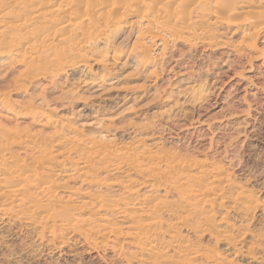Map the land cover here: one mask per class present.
<instances>
[{
    "label": "rangeland",
    "instance_id": "rangeland-1",
    "mask_svg": "<svg viewBox=\"0 0 264 264\" xmlns=\"http://www.w3.org/2000/svg\"><path fill=\"white\" fill-rule=\"evenodd\" d=\"M147 1L128 0L126 18L132 22L124 40L126 33L116 36L108 29L91 33L84 45L89 50L85 66L65 67L64 72L57 73L52 72L55 68L51 66L41 80L30 82L28 76L32 72L22 74L23 66L15 59L0 64L3 165L33 162L29 165L34 167L37 163L35 176L53 178L57 184L49 187L51 191L34 189L35 196L40 201L49 198L54 204L66 206L73 219L72 225L64 228L42 214L38 225L35 218L29 221L27 213H16V204L11 206L9 200L3 201L0 196L4 207H12L4 212L0 209V264H151L155 259L162 263V258L179 262L180 249L171 252L151 232L143 241H151L152 251L148 247L138 248V235L126 234L140 230L142 226L139 228L136 220L146 219L139 216L136 200L127 209L135 212L132 214L136 226L131 214L127 219L119 215L112 219L108 205L120 207L117 200L128 201L135 194L139 199L145 195L164 200L165 204L193 203L195 197L187 186L200 178L202 186L207 187L216 173L223 189V207L213 205V222H203L209 205L205 198L197 199L198 212H205L202 217L195 216L194 222L189 221L195 225H183L179 230L188 248L187 259L194 261L197 249L225 256L221 250L225 246L224 235L233 236L246 247L254 243L258 245L255 251L264 254V27L257 26L264 22V0L239 1L228 16L232 21H242L238 29L232 23L225 29L211 19L209 10L212 11L216 0H208L211 7H193L189 10L190 18L205 19L207 25L201 36L190 32L176 35L156 26L159 11L144 9L140 13ZM174 1L163 0L161 7ZM53 2L47 4V10ZM18 8L13 7V14L0 17V31L8 25H15L21 32L24 26L29 27L20 23L23 14L16 12ZM246 11L252 18H240ZM94 13L89 10L87 15ZM96 22L101 26L99 19ZM56 23L52 18L47 25ZM140 32L144 34L137 38ZM99 33L103 34L98 36ZM62 35L54 33L50 43L56 44V48L51 50L45 45L41 55L50 56L59 49L62 45L58 39ZM113 50L118 53L114 63ZM96 149L111 152L109 155L121 151L139 155L143 169L151 162L143 157L163 153L186 164L187 172L180 175L182 172L177 171L178 179L168 178L171 183L159 192L138 184L149 177L147 172L126 173L137 181L125 186L119 184L123 173L105 169V165L115 161L96 159ZM84 156L92 165L87 177L81 176L83 182L68 181L66 176L72 172L68 160L78 162L85 160ZM64 158V166L58 167L55 162ZM201 169L205 174L199 173ZM186 178L191 181L189 185L180 184ZM65 183L69 188L61 187ZM100 201L108 205L98 208ZM157 216L162 219L160 229L165 231L173 217L161 212ZM110 223L115 230H123L118 239H104L101 230L90 229L91 225ZM41 224L45 229H41ZM223 258V264H259L251 257L233 253Z\"/></svg>",
    "mask_w": 264,
    "mask_h": 264
},
{
    "label": "bare ground",
    "instance_id": "bare-ground-1",
    "mask_svg": "<svg viewBox=\"0 0 264 264\" xmlns=\"http://www.w3.org/2000/svg\"><path fill=\"white\" fill-rule=\"evenodd\" d=\"M52 1L53 0H0V17L5 18V16L13 14L15 12L13 10V7L16 8L19 7L18 10H16V12H19V14L20 13L23 14L20 23L29 26V27L24 26L25 29L24 31L22 29V32L21 29L18 30L15 25L12 26L8 25L5 27V29H3V31H0V35L2 36V39L0 40V64L3 62L7 63L6 60L11 61L15 59L16 62H19L18 64L23 66V69L21 70L22 74L23 73L27 74V72L28 73L32 72L31 73L32 75L29 74L31 77L28 76L30 82H38L39 80H41V78H43V76L48 72V68L51 66L55 68L54 70L52 69V72L55 73H57L58 71L64 72L65 67L75 68L77 66H80L81 64L82 65L84 64L85 66L86 64L84 62L88 61L87 52L89 50L85 49L84 45L89 40L90 38L89 36L91 35V33H94L95 31L103 32L108 29L110 32H112V34L116 36H120L122 34L124 35L126 33L123 38L124 40L127 37L128 33L130 32L129 26L131 25L132 21H127L126 18L128 13V10H126L128 0H65L66 1L65 5H63L62 3L64 0H62V2L60 0H54L55 3L53 2L52 4L53 7L50 10H47L46 8L47 4H50ZM162 1L163 0H149L147 1V3L144 2L145 4L143 3V5L141 6L140 13H142L144 9L159 11V13L156 12V14L158 15V18L156 19V26L162 27L163 30H166L167 32L170 33L172 32V34L177 35L180 32H190L193 35L196 34L197 36H201L204 30H206L207 25H205V19L199 18L197 20L196 19L193 20L192 18H190L189 10H191L193 7L195 8L196 6L197 7L199 6L200 7L199 9H201V7L204 5L211 7L208 4L209 2L208 0H175L171 4L165 6L166 8L161 7ZM239 1L240 0H231L229 2L227 0L213 1L214 2V3L212 2L213 8H211L212 11L210 12V10L208 9L210 13V17H212L211 19H214L215 20L214 22L219 23L221 26H224L225 29H227L228 28L227 26H229V24L231 23L233 26H236L235 29H238L242 21L239 22L232 21L231 19H228V16L234 11ZM39 7L43 9H39ZM89 10H94L95 13L93 15L95 17H93V15L88 17L87 13ZM249 14L250 12L246 11L243 13V15L240 18L247 19L251 17ZM52 18L55 19L57 23L49 27L47 23ZM97 18L100 20V23H102L101 26L97 24L96 22L98 21ZM89 22L91 23V25L89 24ZM257 26L264 27V22L258 23ZM200 27L202 28L199 29ZM56 32L63 34L62 37L58 39L60 40V44L62 46L59 49H56L53 52V54L50 56L41 55V50L45 45L48 48H51V50L56 48L57 46L56 44L54 45L53 43H50L51 36ZM102 34L99 33L98 36H101ZM143 34L144 32H140V34H138L136 37L139 38ZM33 47H35L34 50L32 49ZM20 48H22V50ZM117 54L116 51L113 50V55L111 58L112 63L115 62L114 57H116ZM37 61H40L41 64L37 63ZM121 152L118 154L113 152V154L109 155L111 152L109 154L107 152L106 154L98 150L97 152H94V154L96 156V159L98 158V160H106L108 158H112L115 161L109 165H105V169L108 172L114 171L115 173L117 172L123 173L124 174L123 179H121V181L119 180L120 181L119 184L122 182L123 185L125 186H128L129 184L137 181V180L135 181L134 179L133 181L132 178L129 177V175L127 174L129 177L128 178L126 176V173L141 174L143 172H147L146 174H148L149 177L148 176L147 177L149 179L147 178L143 180V182H140L138 184H140V186L142 184H146L145 186L151 187V190L153 189L154 191L159 192L165 186L167 187V185L171 183V182L169 183L171 179L178 177L176 176V174L178 173L177 171L185 172L187 169L186 164H184L182 161H179L178 159L176 161V159L174 160V157L164 155L163 153L162 154L151 153L146 156L144 155L145 157L143 158H146L147 160H151V162H147L145 165L146 168L143 169L141 167V163L143 162V160L139 155L135 157L134 155L128 153L122 154L123 152L122 153ZM84 157L85 160L84 159L79 161L77 160L78 162H75L76 160L73 162L74 159L72 161L68 160L72 166V169H70V171L72 172L66 176L68 181L79 179L83 182V178L81 176L87 177L88 170L90 169L89 167H91L92 165L89 158L86 156ZM65 159L66 158L56 161L55 162L56 165L62 168L64 166ZM35 160H37V158ZM39 161L41 163V160ZM14 163H12V165H8V166L6 165L5 167V165H3V160L2 159L0 160V196L3 198V201L4 199L9 200V203L11 202L10 203L11 206L12 203H14V205L16 204L15 205L17 207L16 213H19L20 215L23 213H27L26 215L27 217L29 216V221L30 218H35L38 225L42 221L41 219L43 216L42 214H45L47 218L56 220L59 223V226L64 228H69V226L72 225L71 222L73 221V219H72V215L70 214V210L66 206L54 204L49 198L40 201L38 200L39 198L35 196L37 190L34 189H38V190L47 189L49 191L50 190L49 187L51 185L57 184L55 183V180L53 178H49V179L46 178L45 180L44 178L43 179L37 178L35 176L36 170H34V167L37 166L36 161H35L36 164L34 163L35 164L34 167H31V165H29L32 164L33 162L27 164L30 167H28L26 164L24 165L23 162L22 164H17V163L14 164ZM177 168L179 170H177ZM183 172L179 174L182 175ZM199 173H201L202 175L203 173L205 174L204 169L203 170L201 169ZM168 178L171 179H169L168 181ZM212 178H213V182L210 183L207 187L206 185H204L205 187L202 186L200 178H198L199 180L198 179L193 180V183H191L190 185L188 184V182L190 181L189 178H186L187 180L186 179H183L182 181L180 180L181 183L179 181V183L182 185L187 183V185H189L187 186V188L190 187L189 189H192L191 191L189 190V193H191L193 198L195 197L194 201L195 200L196 201L193 203L186 201L187 203L185 204H181V203L177 204L174 201L171 202L167 201L169 202V204H165L164 200H160L158 198L151 199V197L148 198L145 197V195H143L145 198L142 197L141 199H139V195L135 194V196L128 199V201L123 200L122 198H120L121 200H117V202L119 201L120 205H122L120 207L118 206L116 207L117 204L115 205L110 204V202L113 200L107 202L110 205L106 203H102L101 201L103 202L106 201L104 198H101L100 196L101 204L100 206H98V208L102 206L104 207V204H106L108 205V207H110L108 208L109 210L108 213L109 216H112V219H115L117 215L127 219L129 214H131V216L133 217L132 213H135L132 210L131 212L127 211V209L129 210L128 207L129 204L134 203L135 200L138 202L137 204L139 206L138 211H140L139 216H144L146 219L142 221V220H136L134 219V217L133 219L131 218L132 221L136 220V222L140 223V225L137 223V227L139 225V228L140 226H142V228H140V230L137 229L138 230V231L136 230L137 232H131L129 230L130 232L128 231L129 233H126L127 235L128 234L130 235L136 234V236L138 235V237H136L135 239V242L137 243L136 245L139 246L138 248L148 247V251H150V249L151 251L153 250L152 249L153 245L150 240L147 239V241H143L145 238H149L151 236L147 232L149 233L151 232V234L154 235L153 237H155L156 241L157 240L164 241L167 247L170 248L171 252H175L176 249H180L179 252L182 253V254L180 253L181 256L179 258L180 259L179 262L178 261L174 262L166 258H165L166 260H164V258H162L163 259L162 263L157 259H155L156 261H153L151 259L152 260L151 264H178V263L179 264H223V262L226 260L223 257L228 256L232 253L235 256H239V257L241 256L248 258L251 257L252 261H255L259 264L262 261L264 262L263 260L264 254L262 252H260L259 254L258 251H255V249H258V245L255 246L254 243H250L251 245L246 247V245L241 244L242 242L237 243L238 241L236 242L233 236L230 235L222 236L225 242L224 243L225 246H223L221 250L223 251L222 254H224L225 256H220L213 250L212 251L205 250V252L203 251L200 252L198 251V249L197 250L194 249L196 251V254L194 256L195 258L194 261H190L189 259H187V254H185V251L187 252L188 248L186 247V245H184L186 243L185 241H182L183 234L181 235L179 230L183 225L192 227L191 226L192 223L190 224L189 221L194 222V220L196 219V218L194 219L195 216L199 214L201 215L202 213L205 212V210L204 212L201 213L198 212V207L196 203L197 199L205 198L204 201H206L209 205V209L208 210L206 209L207 211L205 212V215L203 214V217L201 215L203 222H211V221L213 222V220H211V216L213 214L212 213L213 205L220 206L223 203L222 201L223 197L221 196L220 193V191L223 189L220 187L219 184L220 177L218 173H216ZM228 181L230 180L228 179ZM64 182L65 181H63V183ZM112 184L114 183L112 182ZM61 187L67 188L68 186L65 183ZM205 192L207 196L205 195ZM239 194L243 195V193L241 192H239ZM96 200L98 201L99 199ZM105 207L107 209V206ZM221 207L223 206H220V208ZM5 208L6 207H4V204L1 202L0 209L3 210L4 212ZM11 208L12 207L7 206L6 209H11ZM158 212L168 214L169 216L173 217V219L169 220L167 224L165 223L166 224L165 231H163L162 228H161L162 230L160 229L162 225L161 222L162 219L157 216ZM136 216L138 215L135 214V217ZM102 217H104L103 219L108 218L105 216ZM136 222L135 221L133 222L135 226H136L135 224ZM111 224L112 223H110L109 226H107V224H96L94 226L91 225L90 229H96L97 231L101 230L102 238L104 239H109L111 237L114 239H118V237H121L123 230L120 231L119 229L117 230V228L115 230V228ZM44 226H45L44 224H41V229H45ZM128 226L133 227L131 225ZM153 237L152 239H154ZM153 243H155V241ZM168 256L170 258V254ZM168 256L165 255L164 257L168 258Z\"/></svg>",
    "mask_w": 264,
    "mask_h": 264
}]
</instances>
